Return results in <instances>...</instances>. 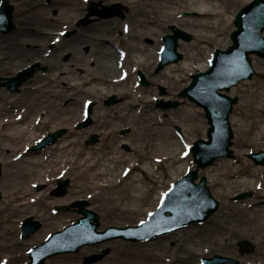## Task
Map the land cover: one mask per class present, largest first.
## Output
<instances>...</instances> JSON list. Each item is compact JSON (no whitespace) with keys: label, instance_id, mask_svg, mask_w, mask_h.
<instances>
[{"label":"bare ground","instance_id":"obj_1","mask_svg":"<svg viewBox=\"0 0 264 264\" xmlns=\"http://www.w3.org/2000/svg\"><path fill=\"white\" fill-rule=\"evenodd\" d=\"M48 1L16 0L15 29L9 34L0 33V73L13 75L27 62L34 60L49 65V73L35 74L33 78L22 85L19 92H10L6 88H0V114L3 113V116L0 117V140L4 141L0 154L5 160L1 181V185L5 189L4 200L0 201V261L2 260L1 251L16 250L19 245L22 246L23 244L17 243L15 240L18 230H6V227H2L3 222L12 220L15 210L12 205L17 208H28L35 202L46 204L44 192H41L37 199L25 201L26 194L31 193L29 190L11 189L10 185L13 184L18 175L14 169L16 165H25L26 168H29L28 172L33 171L39 179L44 178L53 181L55 178L52 176L56 174L59 176L65 175L64 177L73 175V182L78 185L82 192L88 195L90 200L99 197L103 189L127 187L130 184L131 189L127 192V199L124 198V200H127L124 205H118L114 199H107L104 195L102 201L96 200L95 202L100 203L104 219H110L111 216L120 217L121 219H134L135 214L139 212L146 217L151 211V208L144 210L130 205L132 201L136 202V199L144 202L147 196L153 192L154 188L148 186V176L161 183L164 182L157 166H160L161 162L167 161L172 168L176 167L177 163L181 162L184 157L191 158V153L188 152L191 141L186 143L184 154H187L184 156L183 150L179 153L167 143L155 144L150 139L144 138V130L153 129V125L157 123L151 122V120H155L153 115L157 111L153 108L154 99L150 98L149 90H143L137 83L128 86L125 84V87H122L123 82L135 77V72L130 71V73L127 69L121 70L123 72L120 71L123 68L122 64L125 59L130 57V53L128 50L122 53L123 50L119 48L121 54L119 53L120 57L116 60L115 45L112 43L105 45L102 42L104 38L112 41V37L116 35L117 30L120 28V22L116 18L110 20L97 18L87 28H79V31L68 40L71 45L74 41V45L80 49H83L86 44L95 51L94 54L101 51L104 56H109L108 63L105 65L108 73H97L91 68L95 67L91 66V56H93L91 54L80 51V61L78 63L73 61L63 63L53 52L46 50L47 44L54 39L53 34L59 30L60 26L69 23L71 17L66 10L82 11L84 4L92 0ZM141 1H144V17L148 18L144 22L156 25L160 20L158 19L156 22L153 16L156 10L155 0H118L127 12L134 13L135 17L133 18L136 22H139H137L139 24L137 26L142 24L138 18L142 12L137 9L140 8ZM220 1L201 0L195 6V10L205 13V22L201 25L202 29L196 33L197 43L200 45L212 40L216 44L224 46L229 44L228 34L232 28L230 20L233 19L235 11L230 7L222 6ZM171 3H173V0H164L163 3H159V6H168ZM237 3H242V0H237ZM181 19L178 18V14H175L172 18L177 22V26L184 24ZM153 34L154 30L149 28V31L142 33L141 36H136L133 43H129V51L131 48V51L135 52L137 50L141 53L140 57H134L133 59L135 71L146 63L142 50L149 55L154 54L155 60L158 62L161 45L157 44L153 48H149L150 42L153 41ZM117 40L121 41V38ZM180 48L185 52V58L181 62L172 63L161 70L156 79L154 78L155 80L161 78V80L176 79V81H182V72L184 71H192L195 68L201 71L206 70L213 48L209 49L206 62L198 65H196V61H198L199 56L196 53L190 51L182 42ZM63 68V74H61ZM119 71L120 73H118ZM94 83L98 86L90 87ZM188 84L189 80L184 85ZM111 86L114 89L122 87L119 91L124 99L120 104L121 107L118 111H114L112 115L110 109L97 104V111L90 118L93 120L92 128L94 131L102 132L101 141H103V139L107 140L115 131L112 129L111 117L118 116L121 119H128L135 130H140V135L144 140L143 145L133 148L135 155L127 156L122 152L109 150L108 143L104 141L93 146V148L86 149L82 143L85 135L93 129L75 132V129L71 128L69 134L63 136L57 143L46 147L39 154L31 155V158H25L26 154H31L25 149L37 143L45 135L46 130L42 132L41 128H44L51 118L57 120L52 128H56L58 124L71 125L85 118L87 98L82 97L81 92L85 91L84 93L87 96H97L99 92L101 96L111 91ZM81 103L84 104L83 110L80 109ZM80 110L82 113H80ZM249 112L247 119L239 126L243 133L241 130L235 137L239 148L251 144L253 146L264 145V125L263 129L258 130L256 133L258 136L257 141L260 142L250 141L245 134L246 130H252L257 124L255 119L257 113H264V101L253 105ZM33 114H35V118H32L31 115ZM160 119L164 121L166 118L161 117ZM262 121L264 122V119ZM156 128H160L159 123H157ZM160 147H165L163 154H152ZM241 155L243 154L241 153ZM241 155H237L235 160H224L216 168L217 172H220L222 168H226L225 176L228 178H226L225 184L232 187L230 195H234L239 188L249 189L254 193L252 198H245L228 205L225 202V195L219 191V194L224 198L223 203V200L220 201L219 210L226 209L227 212L225 222L227 237L225 241L228 245H234V236L235 239L253 241L256 247L259 246L256 250L257 254L264 255V164H262L263 166H253L252 164L249 166L243 162ZM52 156L54 159L50 160ZM138 169H141L143 175L136 173ZM193 169H195V166ZM212 178L214 180L213 175ZM4 181L7 186L4 185ZM162 192L161 196L164 194ZM42 215L47 217L46 219L52 218L48 211L42 213ZM216 215L212 216V223H216ZM235 219L239 221V224L245 225V230L240 229ZM48 231L47 227L43 228L34 234L33 239L44 238ZM113 248L120 250L125 258L144 255V250L139 249L135 244L122 241L114 242ZM12 259H14V256L7 258L6 261ZM51 261L59 262L61 260L56 258ZM241 264L247 263L242 261Z\"/></svg>","mask_w":264,"mask_h":264},{"label":"rangeland","instance_id":"obj_2","mask_svg":"<svg viewBox=\"0 0 264 264\" xmlns=\"http://www.w3.org/2000/svg\"><path fill=\"white\" fill-rule=\"evenodd\" d=\"M1 1V0H0ZM45 2H49L48 0H44ZM94 1L97 3L98 8H104L108 5L117 4L119 5V8L123 12V16L116 15L113 17H101V16H90L88 24L79 25L80 19L84 18L86 14L89 12V5L90 3ZM84 4V9L82 11H75V10H69L67 9L66 12L68 15H70V21L69 23H65L62 26H60L59 30L53 34L54 39L49 42L46 46V50L49 52H53L55 56L62 60L63 63H67L69 61H73L74 63H78L80 61V51H84L88 54H91V67L93 68L97 73L100 72L102 74H106L107 68H105V65L108 63L109 56H104L101 51H99L98 54H94L95 51L90 47L89 45H84L83 49L78 48L74 45V41L72 45L74 48L72 49L71 43L68 41L70 38H72L78 31L79 28H87L90 26L95 19L102 18L104 20H110L112 18H116L120 22V28L117 30L116 35L112 37V41H109L107 39H103V44H114L116 50V60L120 57L119 48L121 50H124V52L130 53V57L125 59L123 65V68L121 70H128L129 72H135V77H132L131 80H126L123 82V88L125 87V84L132 85L134 83H137L140 85V87L144 90H149L150 93L149 96L153 100L154 107L157 111L153 115L155 120H151V122H157L160 124V128H156L157 123L153 125V129L151 130H144V138L150 139L151 142L156 143H167L169 146H171L173 149H176L179 153L183 150V155L186 143L188 141L194 142L196 139L199 138H206L207 137V129L209 127L208 120L205 116V111L202 107L195 104L193 101L186 97H180V92L191 83V76L192 73L199 72L198 68H195L192 71H184L183 74V80L176 81V79H165L161 80V78L156 77L160 74L161 69L158 70V62L155 60V56L149 55L143 51L145 57L146 63L145 65H142L140 69L135 71L134 67V57H140L141 53L135 50V52L129 51V43H133V40L136 36H141L142 33L149 31V28L154 30V34L152 35L153 41L150 42L149 48H153L155 45L159 44L162 47L163 40L162 38L169 33H172L171 26L176 25L177 22L175 20H172L174 18L175 14H178V18H182L181 20L184 22L182 26H179V28L184 29L190 33L193 34V39L191 41L186 40H180L179 42V52L183 54V59L185 58V52L180 48V43L184 44L190 51L193 53H196L199 56L198 61H196V65L201 64L203 62H206V58L208 56L209 49L213 48L211 55L217 48L226 49L229 45L232 44L231 39V33L233 29H235L234 25V17L236 13L247 4L249 0H242V3H237V0H221L220 4L222 6L230 7L235 11L233 19L230 20V24L232 25V28L228 34L229 44L222 45V44H216L214 40L208 41L207 43H204L202 45L197 43V36L196 33L202 29L201 25L203 22H205V13L200 12L198 10H195L196 4H198L201 0H173V3H171L168 6L161 7L159 6V3H163L164 0H155L156 2V10L153 16L157 20L160 21L156 23V25H153L148 22H144L147 17H144V1H141L140 9L142 13H140V17L138 16L139 20L142 22L141 26L135 21V17L133 12H127V10L122 6L118 0L115 1H103V0H92ZM11 3L14 5V18L17 15L16 11V0H11ZM135 7L134 5H132ZM147 11V10H146ZM138 14V13H136ZM149 17V15H148ZM137 20V19H136ZM15 29V28H14ZM13 29V30H14ZM12 30V31H13ZM10 31V32H12ZM144 31V32H143ZM71 32L72 34L68 35V33ZM1 34H9V32H3L0 31ZM113 36V35H112ZM121 38V41H118L117 39ZM222 40V39H221ZM220 40V42H222ZM156 43V44H155ZM79 46V44H78ZM135 48V47H134ZM211 58V57H210ZM182 59V60H183ZM144 60V59H143ZM180 60L179 62H181ZM95 61V62H94ZM253 64L255 68V75L251 79H246L241 81L237 86H234L231 90L227 91L228 94L238 97V103L234 106V111L231 114V122L233 126L234 131V143L232 145L233 149V155L231 157H221L216 160V162L207 167L206 169H200V173L203 175H207L209 178V185L210 188L214 194V196L218 200H223L224 198L219 194V191H221L226 198V204L230 205L232 203H236L240 200H243L245 198H252L254 196V193L249 189H243L239 188L234 195H230V191L232 190V187H229L225 184L226 177L225 176V169L222 168L220 172H217V167L224 161V160H235L237 159V155H241V158L243 159L244 163H247L249 166L252 164L253 166H260L261 164H256L254 160L250 157V153L257 152L264 150V145L259 146H253L252 144L249 146H244L239 148L236 144L235 137L237 136V133L241 132L240 124L244 122L247 119V116L249 115V110L253 107V105H257L264 100V58L260 57L258 55L253 56ZM37 63L38 66L36 68V73L41 74H47L49 73V65L46 63H43L39 60H34L32 62H27L22 68L18 69L17 72L13 75H9L7 73H0V77H2L1 83L5 84V82H8V79L10 77L16 76L22 69ZM209 64V62H208ZM209 66V65H208ZM167 67V66H166ZM165 67V68H166ZM208 68V67H207ZM206 68V69H207ZM107 69V70H106ZM60 72L61 74H63ZM120 71L118 73H120ZM121 71V72H123ZM142 71L148 81V86H144L140 84V77L139 72ZM130 72V73H131ZM34 74V75H35ZM33 75V76H34ZM114 75V74H113ZM32 77H29L25 82L30 80ZM155 78V79H154ZM189 80L188 85L186 82ZM98 86L96 83L93 85H90V87ZM104 86V85H101ZM107 86V85H106ZM89 87V86H87ZM119 88H112V90L109 91L107 94L101 95V93L98 92L97 96H87L83 91L80 94H82V97L87 98L85 105L87 107V115L83 120L76 121L75 123L68 125V124H58L56 128H52L55 125V122L57 123V120L50 119L49 123L44 126V128H41V131L43 132L46 130L45 136L50 131H56L61 128L66 129V134H69L71 128L73 130L75 129V132H82L83 130H91L93 129V120L86 124L83 127H80L81 123L86 122L88 117L91 118L94 116L95 112L97 111L96 105L100 104L102 107L110 109V113L113 115L114 111H118L121 107L120 104L123 102V97L119 93ZM161 87L165 88V93L162 94ZM0 88H6L10 92L11 91L8 88V85H1ZM21 88V87H20ZM108 88V89H110ZM21 90V89H20ZM14 91V92H19ZM118 91V92H117ZM84 93V95H83ZM146 93V92H145ZM79 94V95H80ZM147 94V93H146ZM78 95V96H79ZM116 95L118 102L114 104H107L106 101L112 96ZM90 98V100H89ZM156 98V99H155ZM170 99V100H180L181 104L178 107H171V108H164L163 105H158L159 99ZM1 104V103H0ZM93 105V106H92ZM92 106V107H91ZM91 108V113H90ZM80 109H84V104H80ZM80 113L81 110H80ZM257 117L255 119L257 120V124L254 126L252 130H246V136L250 141H257V132L260 129H263L264 122L261 120L264 119V113L258 112ZM3 116V113L0 114V117ZM32 118H35V114L31 115ZM166 118L161 120L160 118ZM171 117V119H169ZM112 121V129L115 131L112 133V135L107 139H103L104 142L108 143L109 150H116L119 152H122L123 154L127 156H133L135 153L133 152V148L136 146H141L144 143V140L142 136L140 135L141 132L139 129L135 130L132 124L129 123L128 119H121L116 117H111L110 119ZM27 121V119H26ZM239 127V131H238ZM8 128V127H7ZM5 128V130H7ZM178 128H180L182 134L178 132ZM53 129V130H52ZM245 131V130H244ZM40 132V131H39ZM243 133V130H242ZM92 134H96L98 136V142L95 144H88L87 140L89 136ZM62 136V137H63ZM61 137V138H62ZM60 138V139H61ZM59 139V140H60ZM102 140V132L91 130L89 134L85 135L84 142L82 143L83 146L88 148H93V146H96L99 144ZM4 141L0 140V152H1V146L3 147ZM33 146V145H32ZM48 147V146H47ZM31 146L27 147L25 150L28 151L31 154H26L25 158H31V155L39 154L43 149L39 151H30ZM46 148V147H45ZM159 150L154 151L152 154H161L163 152V149L165 147L158 148ZM163 154V153H162ZM182 155V154H181ZM135 157V156H134ZM54 159L52 156L50 160ZM0 162L3 165V169L5 167V160L3 159V156L0 154ZM240 163L239 161H237ZM195 166L193 162V158H186L181 162H178L176 167H172L167 162H161L160 166H157L158 172L162 175V179H164V182H160L156 180L155 178H151L148 176V186L149 188H154L153 192L147 196V199L143 201L136 199V202L132 201L130 205L132 207H139L146 210L147 208H151V212H153L158 205L161 202L162 196L160 195L161 192L165 193L172 185L174 181H176L179 177L184 175L189 168H193ZM263 166V165H261ZM181 168V170H179ZM15 171L17 172V177L13 181V184H11V189H20L21 191H27L29 190L31 193L26 194L27 200H34L37 199L39 194L41 192H44V199L46 200V204L37 203L22 208H17L16 206H13V209L15 207V210L12 215V220L9 222H3L2 227H6V230H18L17 234L15 235V240L17 243H23L22 246H18L16 250H4L1 251L2 260L0 261V264H26L30 261L29 259V252L30 250L45 241L48 236L55 231L63 229L66 225L76 221L81 215L76 212L75 210H56V208L59 205H67L72 203L75 200L79 199H86L89 201L88 207L95 210L99 214V220H100V227L99 230H105L106 228L110 226H118V227H124L127 225H137L141 223V221L145 220L149 214L145 217L144 214H141L140 212L138 214H135L134 219H121L120 217H113L111 216L110 219H104L103 217V210L100 207V203L95 202L102 201V196L104 195L107 199H114L115 203L118 205H124L127 200H124V198L127 197V192L131 189L129 185L127 187H118L113 189H103L101 192V195L97 197L94 200H90L88 198V195L85 192H82L81 189L78 188V185L73 182V175L69 177H64L65 175L59 176V175H53L52 177L55 178V180L51 181L49 179L41 178L39 179L37 175L34 174V172H28L29 168H26L25 165L20 164L16 165L14 167ZM173 170V172H171ZM180 171V172H179ZM145 172V171H144ZM137 174L143 175L141 169H138L136 171ZM212 175L214 176V180L212 178ZM216 176V181H215ZM177 177V178H176ZM70 179V185L68 186V192L64 196H55L53 194V189L57 186L58 180L60 179ZM3 179V175L1 178V181ZM174 179V180H172ZM216 182V183H215ZM4 185H6L5 181L3 182ZM1 193L0 201L4 200V186L1 185ZM7 186V185H6ZM264 188V186H263ZM242 192H250L251 195L245 196L243 198H237V195ZM67 196V197H66ZM127 199V198H126ZM24 200V199H23ZM157 204V205H156ZM2 206V205H1ZM3 206H5L3 204ZM30 207V208H29ZM48 211L50 215H52L51 219H46L47 217L43 216L42 213ZM217 214V215H216ZM216 223H212L211 217L209 221H206L205 223H193L189 226L183 227L181 229L162 234L158 236L156 239L151 241H130L123 238H117L114 240L105 241L98 244H89L84 246L79 252L74 253H64L60 255H56L53 257H50L46 260L45 264H85V256L93 254V253H101L105 249H109V253L103 257L101 260L92 263V264H203L202 259L203 257H212L215 254H221L225 256H230L237 260L236 263L233 264H241L242 261H244L247 264H257L264 263V255L256 254V244L253 241H250V243L254 244L253 250L251 252L243 253L241 251V245L240 242L242 240L247 239H233L234 245H228L226 244V229H225V222L227 220V212L226 209L224 210H218L214 215L215 216ZM33 216L35 219L39 220L42 223V227L38 230H42L43 228L47 227L49 229L47 235L44 238H41L39 240H34L33 235H31L28 238H23L21 235V225L25 218ZM145 217V218H144ZM235 222L237 225H239L241 230H245L244 224H239V221L235 219ZM250 228V226H249ZM248 228V229H249ZM162 238V239H160ZM116 241H122L129 244H135L139 249L144 250V255L140 257H131V258H125L124 255H122L120 250H115L113 248L114 242ZM249 241V240H248ZM257 247H259L257 245ZM89 249V250H88ZM257 253V252H256ZM255 255V256H254ZM14 259L6 261L7 258L13 257ZM144 256V258H143ZM4 257V258H3ZM28 260H25V259ZM56 258H59V262H52L51 260H54Z\"/></svg>","mask_w":264,"mask_h":264},{"label":"water","instance_id":"obj_3","mask_svg":"<svg viewBox=\"0 0 264 264\" xmlns=\"http://www.w3.org/2000/svg\"><path fill=\"white\" fill-rule=\"evenodd\" d=\"M90 15H101L111 17L121 14L118 5L106 6L103 9H96L95 3L90 6ZM14 6L10 0H3L0 9V30L11 31L14 28L13 22ZM88 18L82 19L80 24H87ZM235 24L238 27L232 33L233 44L226 50L217 49L211 66L206 72L193 74L191 85L180 93V96L188 97L198 105L204 107L206 117L210 127L208 129L209 139H198L194 142L191 151L198 168H205L215 162L220 156H232L234 137L233 128L230 122V114L234 109V104L238 102V97H232L223 92L230 90L232 86L240 81L252 78L255 74L252 54L264 57V0H252L236 16ZM174 34L164 37V50L161 55V63L158 69L166 64L179 61L183 55L178 52L179 38L190 40L192 35L181 29L173 27ZM71 34V32L69 33ZM37 65H32L22 70L17 76L10 78L9 88L12 91L18 90L36 71ZM142 82L145 85L149 81L141 73ZM1 81V77H0ZM0 85L2 83L0 82ZM162 93L165 88L161 87ZM116 97L112 96L107 100L108 104L115 103ZM159 104L165 108L177 107L180 102L177 100H160ZM81 126H84L83 124ZM66 132L60 129L49 135L34 149L50 145L58 140ZM97 136H90L88 143L97 142ZM256 163L264 164V150L251 153ZM2 175V165L0 163V177ZM199 177L198 169L189 171L174 183L173 188L168 192L163 205L150 218L140 226L109 227L105 231H98V214L86 208L87 200H78L72 205L64 206L70 209L72 206L79 207L78 212L84 214L76 223L66 227L64 231H58L51 235L49 240L36 246L31 251V262L29 264H44L48 257L65 252H78L86 244H93L109 239L124 237L133 241L143 239H153L157 235L171 231L176 228L188 225L192 222L206 221L218 208L219 201L212 195L208 187V179L202 177L199 184L195 181ZM69 180L60 181L59 187L55 190L57 195H64L67 192ZM1 195V192H0ZM248 193H241L238 198H242ZM171 213L168 215V213ZM41 227V223L33 217H28L23 223V236L28 237ZM247 241H242L244 251H252L253 247ZM106 249L101 254H93L86 257L87 263L95 262L106 254ZM236 259L223 255L214 257H204L205 264L233 263Z\"/></svg>","mask_w":264,"mask_h":264},{"label":"snow or ice","instance_id":"obj_4","mask_svg":"<svg viewBox=\"0 0 264 264\" xmlns=\"http://www.w3.org/2000/svg\"><path fill=\"white\" fill-rule=\"evenodd\" d=\"M185 154H187V153H185Z\"/></svg>","mask_w":264,"mask_h":264}]
</instances>
